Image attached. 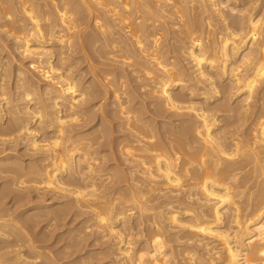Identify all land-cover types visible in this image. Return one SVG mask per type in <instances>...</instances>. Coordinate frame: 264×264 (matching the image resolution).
I'll list each match as a JSON object with an SVG mask.
<instances>
[{"label":"bare ground","instance_id":"obj_1","mask_svg":"<svg viewBox=\"0 0 264 264\" xmlns=\"http://www.w3.org/2000/svg\"><path fill=\"white\" fill-rule=\"evenodd\" d=\"M225 2L0 0V29L13 33L21 53L35 55L31 64L50 82L37 95L28 80L33 78H22V69L17 70L11 93L4 81L5 60H0V128L24 135L30 152H40L39 162L31 158L27 167L11 153L0 155V176H11L14 196L24 200L29 184L38 194L71 191L75 203L82 208L86 204L83 210L94 214L101 237L114 239L109 247L115 246L111 251L118 264H264V16L253 14L257 3L237 8ZM199 13L204 20H197ZM214 15L218 25L212 23ZM91 24L95 31H87ZM51 40L67 50L88 46L116 60L107 57L111 61L106 58V63L116 65L118 60L121 67H102L105 72L98 77L91 60L93 80L81 84L72 61L53 62L52 45L45 44ZM183 55L190 70L179 60ZM125 65L137 74L138 86L144 88L138 94L148 101L127 90L133 73ZM243 89L241 102L234 101L240 103L237 116L257 103L262 107L254 122L249 119L253 124L250 131L246 127L248 137L236 125L226 130L236 124L233 120L228 126L222 123L227 128L218 123L230 116L224 113L229 116L222 118L219 112L234 108L229 98ZM93 108L97 112L91 117ZM34 114L39 128L56 127L45 144L33 137L29 123ZM165 114L186 117L172 124L162 118ZM105 144L110 156L104 154ZM107 155L112 163L105 167L102 159ZM75 173L85 181L83 189L64 186L65 176ZM5 215L0 213V239L8 227L21 228V216ZM29 217L23 220L30 226ZM141 237L144 246L135 247ZM27 239L25 244L34 250ZM14 252L12 257H22L20 249Z\"/></svg>","mask_w":264,"mask_h":264},{"label":"rangeland","instance_id":"obj_2","mask_svg":"<svg viewBox=\"0 0 264 264\" xmlns=\"http://www.w3.org/2000/svg\"><path fill=\"white\" fill-rule=\"evenodd\" d=\"M235 1L234 0H227V2H225V4H223V5H226L228 3L233 4V2H234L235 5H237V8L240 7L241 4H243L241 7H246L247 8V7L251 6L250 8H253L254 5L257 3V5L255 6V9L253 10L254 11L253 14L256 15V16L258 15L257 17H259V16L263 17L264 16V7H263L264 0H261V2L263 1V3L259 2L260 0H258V1L256 0L257 2L255 1V4L253 2L254 5L252 4V2H249V1H254V0H242V1L241 0H235ZM244 1H246V2H244ZM245 3H247L246 4L247 6L246 5L244 6ZM258 4H260V5H258ZM257 6L259 8H257L258 10L256 11V7ZM246 8L242 11L243 14L247 13L248 9H246ZM260 8H262V9H260ZM259 10H261V12ZM15 13L19 14L20 12L15 11ZM201 13H203L204 16H208L209 15V14L204 13V12H201ZM201 13H199V15L198 14L196 15V17L198 18V19L196 18L197 20H200V19L204 20L203 19L204 16ZM205 14H207V15H205ZM213 19H214V21H213ZM216 19H217V16L214 15L212 17V23L217 24V20ZM263 20H264V17H263ZM90 26H92V27H89L87 29V31L92 32L93 29L95 31V28L93 27V24H91ZM43 27H45V26H43ZM0 44H1V46H0V51H1L0 52V55H1L0 56L1 57L0 60L1 59L5 60V63H4L3 66L6 67V69L8 70L7 77L4 78L5 84L7 82V84H6L7 86L6 87L9 90L12 89V90L15 91L14 84H13L14 79L17 76L15 73H16L17 70H21L22 69L21 70L22 73H21L20 76L22 78L25 77L27 79L32 77L33 80L31 78L28 79V80L30 82L32 81L33 86L35 87V90L37 92V95H41L43 93L44 89H45V88H43V87H45V84L50 83V82L48 80H46V78H43L42 76H40L39 73L36 71L35 66L31 64L30 61L35 58L34 57L35 55L34 56H30V55L21 53L22 51L20 49L18 50V48L15 47V40L13 39V33H7L6 31L1 30V29H0ZM45 44L52 45V46H48V47H50V50L52 51L51 59L55 60V61H53L54 63H59L60 64V63H64L65 61L67 63H69V62L71 63V61H72V65H74V67H73L74 73L75 74L76 73L79 74V75H77V74L76 75H77V79L80 80L81 84L84 81H85L84 84H89L88 81L90 82V80L91 81L93 80L92 76H91L92 75L91 68H90V65H88L91 62V60L94 61V62H92L93 66H95V65L97 66L96 67L97 70L95 71V73H96V75L98 74L97 75L98 77H100V75L104 74L105 69L109 70L110 69L109 67H111V69H113L114 66L116 68L117 67H119V68L121 67V63L120 62L118 63V60H117V64L116 65L113 64V63L110 64L111 62L110 63L109 62L106 63L105 61H107V59H108V61L112 60V62H115V63H116V60L114 59V61H113V59H112L113 57L112 56L110 57L109 55L108 56L106 55V57H105L104 55H101L100 53H97L96 51H94L95 49L94 50L90 49L88 46H86L87 50L82 51V50H79V49L67 50L65 48V46L60 45L57 41H56V43L52 44V40H51V43L49 41V43L45 42ZM56 44H58V45H56ZM96 47H97V45H96ZM59 52H61V53H59ZM86 52H88V54ZM58 54H62V55H58ZM99 55L103 56L104 58H101ZM61 56H63V58ZM64 56H66L68 58L66 60H64V58H65ZM89 57L91 58L90 60H88ZM107 57L111 58V60L109 58H107ZM185 57H184V55L183 56H179V60L181 61V64L185 67V69L187 67L189 69V67H190L189 58L188 57L185 58ZM61 59H63L64 62L63 61L61 62ZM108 64H110L112 66H109ZM119 64H120V66H117ZM60 65H62V64H60ZM107 66H108V68H106ZM102 67H105V69L103 68L104 69L103 70ZM125 67H126V65H125ZM119 68H117V69H119ZM126 69L128 70L129 75H130V73L131 74L133 73L132 75L134 76L133 77L132 75H130V76L128 75L129 79H128V84H127V90L130 89V90L133 91V93L135 95H138V96H136L138 98V100L143 98L144 100L148 101V99H149L148 97H140V94H138L139 92L141 93L142 92L141 89H144V88H140L138 86L139 79L138 80L136 79L137 78L136 77L137 74L135 75V72H131L129 67L128 68L126 67ZM188 69H187V71L190 70V69L189 70ZM45 81H46V83H45ZM1 82H3V81L1 80ZM8 82H9V84H8ZM224 82H226L225 79H224ZM91 87H93V85ZM12 90H10L11 93L13 92ZM221 94H222V92L219 93L218 95H221ZM241 94H242L241 98L243 99V95L246 94V89H243V92L234 93V95L229 98V100L231 99L230 100V103L232 104L231 107L232 108L234 107L235 109L233 108L234 110L231 109V111H229V112H219L220 115H222L224 113H227V114L230 115L229 116L227 114H224L225 116L222 117V118H225L226 115L229 116L230 118L226 117L227 118V119L225 118L226 121H224V119L220 120V119H222V118H220L219 120L222 121V122H218V123L220 125H223V124H225L227 122V126H228V124L236 122V124L233 123L234 125L233 124H231V126L229 125V128L226 129V130H230V128H233V126L236 125L237 127L236 126L235 127L238 128V130H239L238 133H241L245 137H248V136L245 135V133H246L245 131H247L248 129L250 131V128H251L250 125L253 124L254 119H256L257 114L262 110V107L260 109L257 108V105L259 103H257L256 106H253L251 108V110H253V113L250 112L251 110L247 112V114H251V116L250 115L247 116V114L243 115V112L241 111L240 116L243 119L245 118V120H243V122L240 121L242 119L240 118L239 115H238L239 117L237 116V113L240 112L239 109H238L239 108L238 105H240V103L239 102L235 103L234 101L235 100L236 101H240L239 99H241V98L238 99V95L240 97ZM99 97L100 96H98V99H99ZM235 97H237V99H235ZM98 99L95 98V99H92V101L95 102ZM254 101H252V103ZM232 102H234L235 104L232 103ZM31 108H33V105H31ZM96 112H97V110L95 108H93L91 110V117L94 116V114H96ZM232 112L234 114L236 112V114H235L236 116L233 115ZM166 114H168V113H166ZM166 114L162 118L166 119V120H170V121L172 120V122H173L172 124H174V123L177 124L178 119H180L182 117H186L185 115L184 116H182V115L178 116L177 115L178 117H176L175 115H173V116L171 115L170 116V115H166ZM231 116L233 117V119H231L232 118ZM234 116H235V118H238V122L239 123L242 122V124H241L242 126L239 125L240 128L238 127L239 123L237 122V119L234 121V119H235ZM35 117H37V115L35 116V114H34V117L31 118L30 123H29V126H31V129L34 132L33 133L34 134L33 137H36L38 141L40 140L39 144H41V143L45 144L46 142H48L47 140H49V141L51 140L50 138L53 139L52 135L54 134L53 132L55 131L56 127L53 126L50 130H46L47 131L46 132L45 131L46 128H44V129L43 128H39V123L37 122V119ZM248 117H250V118H248ZM162 118H161V116L158 117L157 121L162 120ZM228 119H231V120H228ZM247 119L248 120L250 119L253 122L250 123L251 121L250 120L248 121ZM232 120H233V122H232ZM4 121L5 120H1V122H4ZM95 121H96V119H95ZM230 121H231V123H230ZM113 122L114 123L116 122L115 119L113 120ZM245 122H246V124H245ZM157 123H159V124H157L159 126H161V124H162L161 122H157ZM33 124L35 125V129L36 130L34 129V125ZM36 125H37L38 128H36ZM223 126H224V128L225 127L227 128L226 125H223ZM241 127H242V130H240ZM246 127L248 129H246ZM83 128L84 127L76 128V131L77 130H82ZM6 129L7 128H5V132H2L4 130H1V128H0V145H1L0 147H2L1 149H4V151L0 149V152L2 151L0 153V155H4L6 152L8 154L11 153L10 157L12 156L11 158L13 160L14 159L15 160L16 159L19 160L18 163L21 161L20 163L22 164V166L24 165L26 167L28 165H30L31 162L35 161V159L37 160V158L40 157V152H36V153L30 152L32 150L29 148V146H28L29 144H27V142L29 141L27 137H24V135H22L23 136V138H22V136L18 135V133L16 131L14 133L13 132L10 133ZM249 131L246 133L247 135L248 134L250 135ZM46 133H47V135H46ZM113 133L115 135L116 133H119V132L116 131V132H113ZM48 134H49V136H48ZM50 135L52 137H50ZM26 146H28V147H26ZM105 146H106V144H105ZM25 147L28 150L29 149L30 150L28 151ZM105 149L107 151H105L104 154L107 153L109 155L108 145L105 147ZM32 155H34V157ZM108 155H107L108 158H106V156H104L105 158L102 159V161L104 159H106V160H104L105 163L102 162L105 167L107 165H109L110 163H112V160H109L110 159V157H109L110 155L109 156ZM17 156H18V158H17ZM31 158H33V159L35 158V159L33 160ZM30 160H33V161H30ZM25 161L26 162L29 161L30 163L28 162V164H25L26 163ZM36 162H39V160H37ZM6 163H9V161L6 162ZM6 174L4 173V177H3V175L0 176V190L2 191V192H0V206H2V207H0V210H1L0 213L1 214L3 213L5 215V212H4L5 209L4 208H6V210H5L6 213L10 212V214H8V215L6 214L5 215L6 218H8V217L10 218V217H13V216L16 215L19 218H20V216H21V218L24 217V218H22V220H23V219H26V216H30L31 217V215H32L31 219L32 218L33 219H32V221H30V224L32 223L30 226L28 225L29 223L28 224L25 223L26 221L24 222V220L22 221L21 218H20L18 220V225L21 228L18 229V227H15L16 228V230H15V228L13 229V226H12V227H10V228L8 227L6 229L4 238L0 239L1 240L0 241V254L3 255V256L0 255V257L2 256L1 260L4 259V262H2V263H4V264H14V263H18V260H19V264H22V262L24 264H30V262H31V264H118V260H117L118 256L115 255L112 252V251L115 252V250H116L115 246L113 245L114 247L112 246V248L109 247L110 243H111V245L114 244V242H115L114 239H112L111 237H104V236L101 237L102 234L101 233L99 234L100 229L98 228L96 220L92 217V215L94 216V214L91 213V211H86V209L83 210V208L87 207V206L84 207L86 204H84L83 208H82L81 207L82 203L80 205H78V203H75L74 195L72 194L71 191H68V190H66V192L65 191H63V192L62 191H60V192L58 191V193H56V190H54L55 192L52 191V190H50V191L42 190L38 194L37 191L34 190L35 191L34 192L33 190H31L33 188L30 187L31 184L28 183L29 184L27 186L28 188H26V190L24 191L25 192V196L24 197L27 198V199L24 198V200H26L25 202H27L25 204L24 200L22 199L23 197L20 200V197H18V194L16 193V197L19 198L18 201L20 200V202L17 201V198L14 196L15 190H13V188H11V184L9 183V179L11 180V176L7 175V177H6ZM32 176L33 175H31V177ZM29 177H30V174H29ZM65 177L67 178V180L65 179V185L64 186L67 185L66 187L68 189L73 190V188H77V189H83L84 188V185H85L84 182L85 181H83L81 178H79V174L78 173H75L73 176H68V177L65 176ZM7 184L10 185V186H8ZM86 189H88V187H86ZM106 191H108V188L106 189ZM13 197L16 198V199L14 200ZM18 205H20L21 207H19ZM14 206H16V207H14ZM13 208H16V210H14ZM87 210H90V209L87 208ZM11 211H12V213H11ZM25 214H26V216H25ZM30 217H29V219H30ZM20 220L22 221V224H21ZM33 220H35V221H33ZM37 221H38V223H37ZM33 223L35 225H33ZM26 226L27 227L29 226L28 228H30V229H28ZM31 228H33V229H31ZM15 231H18V232L16 233ZM27 231H28V233H27ZM9 232H12V233H9ZM24 234H25V236L28 237V239H31L32 245L34 246V250H31L29 248V246L27 245V243L25 244L26 241H24V240H26L27 237H25ZM135 237H137V236H135ZM142 238L143 237H141V239H139L137 242H135V247H137V245L144 246V242L142 241ZM135 239L136 238H134V236H133V241H135ZM17 240L19 242L21 241L20 243H23V244L18 245L20 243H18ZM14 242L15 243L17 242V244H15ZM136 243H138V244L136 245ZM2 246H4V247H2ZM1 247H2V249H1ZM6 249H7V251H6ZM14 249L15 250L16 249H20V251L23 254L26 252L24 255H26L27 258H29V261L26 258V256L25 257L23 256V254H22L21 258L23 260L25 259L26 262L22 261L21 258L20 259L18 258V260H17V258L15 256L12 257V255L15 254V252H14L15 250ZM113 249H115V250H113ZM180 250H182V248H180ZM2 251H4V252H2ZM10 251H11V253L9 254ZM4 254H6V255H4ZM7 255H8V257H7ZM33 256L35 257V259H34ZM4 257L6 259H8V258H10V259L6 260ZM15 259H16V261H15ZM52 261H54V262H52Z\"/></svg>","mask_w":264,"mask_h":264}]
</instances>
